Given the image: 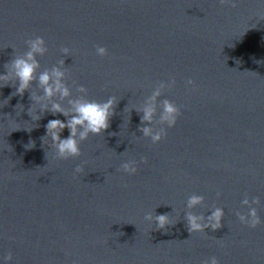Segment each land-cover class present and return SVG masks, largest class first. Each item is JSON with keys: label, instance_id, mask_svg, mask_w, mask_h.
I'll return each mask as SVG.
<instances>
[{"label": "water", "instance_id": "1", "mask_svg": "<svg viewBox=\"0 0 264 264\" xmlns=\"http://www.w3.org/2000/svg\"><path fill=\"white\" fill-rule=\"evenodd\" d=\"M236 3L0 0V73L43 36L38 73L60 68L71 90L34 103L37 82L20 96L0 80V264H264V0ZM84 96L116 97L110 127L80 141V156L60 157L45 125L67 117L42 106L71 112ZM165 99L181 108L173 127L159 118ZM149 103L150 126L167 132L157 143L140 130ZM132 161L136 173L121 170ZM192 196L203 200L189 206ZM255 198L262 223L252 228L239 215ZM217 208L221 228L188 231L189 216L209 224Z\"/></svg>", "mask_w": 264, "mask_h": 264}, {"label": "clouds", "instance_id": "2", "mask_svg": "<svg viewBox=\"0 0 264 264\" xmlns=\"http://www.w3.org/2000/svg\"><path fill=\"white\" fill-rule=\"evenodd\" d=\"M221 4H228L231 7H237L236 0H220ZM28 45V51L22 56H15L12 60L7 62L4 67L7 69L5 73H0V80L6 82L4 86L11 84L15 88V95L23 96V94L33 87V82H37V86L42 90V94L31 95L29 99L34 103L43 100L44 98L51 99L56 95L61 98H69L71 96V90L63 81L64 72L60 68H54L51 72L43 71L38 73L40 68V62L37 56H42L46 51V41L43 36H36L26 41ZM67 47L63 48L64 53H69ZM97 54L105 56L108 54L107 47H96ZM63 63V61H61ZM14 74V75H13ZM15 81V86L11 83ZM174 82V81H173ZM188 84L192 85L195 82L189 80ZM165 84L162 82L161 87ZM79 91L87 93V88L84 85H79ZM13 94V93H12ZM161 95L160 89L157 88L150 100H155ZM72 106L71 112L66 111L63 105L59 102L51 104L49 107L47 104L42 106L41 111L50 112L53 115L63 114L67 117V120L51 119L45 125L46 134L50 136L53 143L57 148L58 155L63 158L77 157L81 154L80 141L86 140L89 134L100 135L104 133L110 127V121L115 114V108L117 105V99L115 96L109 97L106 101H98L88 99L87 96L82 98L73 99L69 101ZM34 113L33 106L28 107V114ZM141 116V131L144 136L150 137L153 143L161 141L167 134L166 128H162L159 131H154L150 126L154 116L156 115V108L151 104L145 105L142 109ZM182 114L180 106L169 99L163 101V109L160 113V120L168 127L176 125L178 117ZM36 119H41V116H36ZM67 128L70 131V135L66 138L61 137V133ZM79 137V139H77ZM144 162H147V158H143ZM121 170L134 174L137 172V163L135 161L126 162L121 165ZM83 171L82 166L78 165L75 169L76 173ZM203 200L202 196H192L189 199V206H195ZM258 204V198L252 201L245 199L243 204L248 205L250 208L249 213L240 214L239 219L241 222L248 224L250 227L255 228L262 223L261 217L258 214V210L255 207H251L252 204ZM223 213L222 208H217L211 216L208 217L209 224H201L199 217L191 215L188 217V231H202L207 227H211L213 230L221 228L223 226ZM146 219H151V215H147ZM157 230L165 229L169 223L168 214H159L155 216ZM5 261L12 259V254L9 253L4 257ZM204 264H208L207 261ZM211 264H220L217 257H211Z\"/></svg>", "mask_w": 264, "mask_h": 264}]
</instances>
